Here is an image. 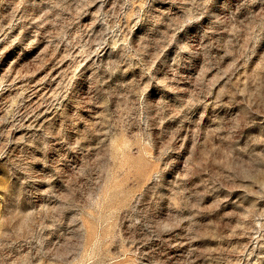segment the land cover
<instances>
[{"label": "rangeland", "instance_id": "1", "mask_svg": "<svg viewBox=\"0 0 264 264\" xmlns=\"http://www.w3.org/2000/svg\"><path fill=\"white\" fill-rule=\"evenodd\" d=\"M0 264H264V0H0Z\"/></svg>", "mask_w": 264, "mask_h": 264}]
</instances>
